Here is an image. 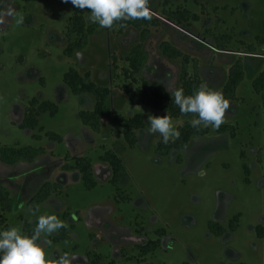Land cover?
Returning <instances> with one entry per match:
<instances>
[{
	"label": "rangeland",
	"instance_id": "1",
	"mask_svg": "<svg viewBox=\"0 0 264 264\" xmlns=\"http://www.w3.org/2000/svg\"><path fill=\"white\" fill-rule=\"evenodd\" d=\"M162 23L150 26L144 43L147 62L140 75L166 91L179 86L180 59H170L159 44L168 40L197 58L200 75L215 73L221 89L230 66L242 57L244 78L237 99L230 100L221 125H208L209 132L192 137L184 149L160 154V136L145 126L137 130V143L130 146L114 117L135 113L162 115L146 105H133L123 85L137 87L127 79L125 59L139 41L134 26L121 30L97 27L81 55L64 54L65 23L74 12L87 17L64 0H0V142L2 145L43 146L46 152L33 162L15 165L0 161V183L14 198L11 212L0 217V230H23L22 216L37 220L41 214L56 215L69 237L55 241L42 234L46 258H71V264H88V251L102 254L100 264H264V88L254 80L264 70V0H149ZM186 8L199 15L180 25L167 18L164 9ZM215 34H229L225 50L219 49ZM254 44L250 51L246 45ZM256 53L258 55H251ZM116 58V59H115ZM100 86L112 89L113 113L104 117L99 131L83 123L79 112L92 110L91 92L75 94L64 81L71 67ZM193 61L190 62V71ZM207 83V82H205ZM52 100L58 112L39 115L35 128L22 127L30 100ZM173 126L195 119L194 113L170 117ZM44 127V131L40 127ZM54 131L62 141L49 139ZM120 131V135L117 134ZM34 134H41L36 138ZM107 150L123 159L126 172L119 186L131 196L115 198L117 185L111 182L112 167L100 159ZM92 158L98 184L87 188L78 170H64L66 155ZM61 183V193L41 203L39 212L27 204L45 181ZM68 211V216L65 212ZM238 219L234 221L235 217ZM232 221L237 227H232ZM216 223L223 232L211 228ZM159 229H165L159 234ZM160 238V246L147 255L140 243Z\"/></svg>",
	"mask_w": 264,
	"mask_h": 264
},
{
	"label": "trees",
	"instance_id": "2",
	"mask_svg": "<svg viewBox=\"0 0 264 264\" xmlns=\"http://www.w3.org/2000/svg\"><path fill=\"white\" fill-rule=\"evenodd\" d=\"M171 0H164L165 4H169ZM151 9L150 20H127L117 21L114 24H119L121 30L134 26L140 31L139 41L134 43L125 59L129 65L125 67L124 74L127 79H131L133 82L138 83L137 87L132 85H123L124 92L128 95L133 105H146L156 110L162 111V115L167 113L169 117H179L183 113L180 112L178 106L175 105L171 99L170 94L166 93L162 86L158 83L151 82L146 78H143L140 73L143 66L147 62V52L144 47V43L151 34L150 26H157L162 23V18L155 14L156 10L149 6ZM164 13L167 18L173 20L176 24L180 25L190 20H198L199 15L186 8L164 9ZM123 25V26H121ZM99 25L95 23H88L85 16L81 13L74 12L73 15L67 19L65 23V37L67 44L64 48V54L66 56H73L76 52L84 49L90 40L92 34H94ZM215 39L218 48L225 50L226 43H222L223 39L229 41L231 39L229 34H215ZM258 42L264 44V37L258 36ZM160 51L163 55L170 59H180V72H179V86L182 88L186 95L191 94L193 90L204 83L203 78L199 72L197 58H191L187 53L182 51L177 46L173 45L168 40H163L159 44ZM246 48L250 51L255 49L254 44L246 45ZM116 59V58H115ZM193 61V70L190 71V62ZM244 62L242 57H239L229 68L228 78L226 83L220 91L224 98L229 102L232 99H237V88L244 78ZM64 81L70 87L73 93L81 94L83 92H91L95 96V106L92 110H81L79 115L84 124L91 126L96 131H99L102 125L104 117H110L113 113L112 107V89L108 86H100L96 82L89 79V73L84 75L80 71L71 67L64 74ZM254 87L260 91L264 88V70L254 80ZM43 112H49L51 115H55L58 112V105L52 100H42L38 97H33L30 100V106L27 109L22 127L35 128L39 125V115ZM197 118L195 114V119ZM114 121L117 125L122 127L124 137L130 146H135L137 143V130L145 126H149V123L145 120V114L142 112L135 113L132 116L126 117L122 114H117L114 117ZM230 125H220L216 128L218 131H224L228 129ZM40 129L44 131V127ZM180 132L178 138L170 139L167 144L162 142L160 138L157 151L160 154H168L172 149H184L188 146L191 139L195 135H204L209 132V127L201 124L198 128L192 127L189 122L179 125L177 128ZM46 136L51 140L62 141L63 137L54 132L46 131ZM120 135V131H117ZM36 138H40L41 134H34ZM46 152L43 146H15V145H2L0 142V161L4 164L15 165L19 162H33L37 160L41 155ZM100 159L108 162L112 167L111 182L117 185V194L115 198L119 199H131L129 194H122V188L119 186L120 179L126 172V167L123 159L114 150H107L104 154L100 155ZM66 163L63 166L64 170H78L82 175V180L87 188H93L98 184V180L95 176L92 158L88 155H66ZM62 185L57 181H45L38 191L30 197L27 204L33 209L37 206L40 207L41 203L49 199L53 194L61 193ZM14 207V198L12 197L9 189L2 183H0V217L8 212H11ZM65 216H68V211L65 212ZM23 219V232L31 235L35 227L36 221H29L22 216ZM238 219L235 217L234 221ZM232 221V227L236 228L237 223ZM211 228L221 233L224 231L222 226L216 223L211 224ZM165 229H159L158 233L163 234ZM69 237L68 229L66 226L62 227L57 235L54 236L55 241H60ZM160 238L156 240H149L147 243H140V252L142 255L153 253L160 246ZM88 254V264H100L102 261V254H94L91 251ZM114 264V261H111Z\"/></svg>",
	"mask_w": 264,
	"mask_h": 264
},
{
	"label": "clouds",
	"instance_id": "3",
	"mask_svg": "<svg viewBox=\"0 0 264 264\" xmlns=\"http://www.w3.org/2000/svg\"><path fill=\"white\" fill-rule=\"evenodd\" d=\"M64 2L81 10L87 9L88 21L102 28H111L117 21L150 20L152 15L149 0H64ZM76 55L81 54L77 52ZM166 91L181 113L196 114L197 118L190 121L192 127L198 128L203 124L219 128L224 122L226 110L230 107L223 94L210 88L207 83L200 84L188 95L182 88L166 87ZM147 120L149 131L159 134L165 144L180 135L167 113L150 114ZM35 211L39 212V206ZM62 227L64 224L56 215L41 214L37 217L31 235L25 234L15 226L0 230V264H71V258L67 253L46 258L44 245L51 242L41 239L42 234H52Z\"/></svg>",
	"mask_w": 264,
	"mask_h": 264
},
{
	"label": "crops",
	"instance_id": "4",
	"mask_svg": "<svg viewBox=\"0 0 264 264\" xmlns=\"http://www.w3.org/2000/svg\"><path fill=\"white\" fill-rule=\"evenodd\" d=\"M201 76L203 78V75H201ZM203 82L204 83L207 82V84H209V85L216 83L217 77H216L215 73L214 72L211 73L210 76H208V78H205V79L203 78Z\"/></svg>",
	"mask_w": 264,
	"mask_h": 264
},
{
	"label": "built area",
	"instance_id": "5",
	"mask_svg": "<svg viewBox=\"0 0 264 264\" xmlns=\"http://www.w3.org/2000/svg\"><path fill=\"white\" fill-rule=\"evenodd\" d=\"M251 55H258V54H256V53H250ZM259 56H262V57H264V54H262V55H259Z\"/></svg>",
	"mask_w": 264,
	"mask_h": 264
}]
</instances>
